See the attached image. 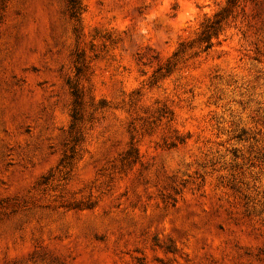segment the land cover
<instances>
[{
	"label": "rangeland",
	"instance_id": "obj_1",
	"mask_svg": "<svg viewBox=\"0 0 264 264\" xmlns=\"http://www.w3.org/2000/svg\"><path fill=\"white\" fill-rule=\"evenodd\" d=\"M0 0V264H264V0Z\"/></svg>",
	"mask_w": 264,
	"mask_h": 264
},
{
	"label": "trees",
	"instance_id": "obj_2",
	"mask_svg": "<svg viewBox=\"0 0 264 264\" xmlns=\"http://www.w3.org/2000/svg\"><path fill=\"white\" fill-rule=\"evenodd\" d=\"M240 1L226 0V5L221 10L214 13L211 18L205 20L194 43L204 51L210 49L213 46V39L219 38L228 17L240 6Z\"/></svg>",
	"mask_w": 264,
	"mask_h": 264
}]
</instances>
